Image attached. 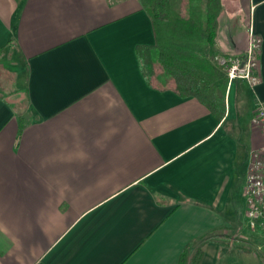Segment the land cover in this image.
<instances>
[{
	"label": "crops",
	"instance_id": "crops-1",
	"mask_svg": "<svg viewBox=\"0 0 264 264\" xmlns=\"http://www.w3.org/2000/svg\"><path fill=\"white\" fill-rule=\"evenodd\" d=\"M221 2L216 46L242 53L251 26L261 80L227 83L219 117L146 81L136 47L155 35L139 0H0V60L25 78L0 89V264H177L188 242L233 229L262 143L264 0Z\"/></svg>",
	"mask_w": 264,
	"mask_h": 264
},
{
	"label": "trees",
	"instance_id": "trees-1",
	"mask_svg": "<svg viewBox=\"0 0 264 264\" xmlns=\"http://www.w3.org/2000/svg\"><path fill=\"white\" fill-rule=\"evenodd\" d=\"M148 13L155 42L138 45L136 54L146 81L157 89L194 96L214 115L225 110L227 77L216 58L221 0H139ZM213 230L184 245L177 264H201Z\"/></svg>",
	"mask_w": 264,
	"mask_h": 264
},
{
	"label": "built area",
	"instance_id": "built-area-1",
	"mask_svg": "<svg viewBox=\"0 0 264 264\" xmlns=\"http://www.w3.org/2000/svg\"><path fill=\"white\" fill-rule=\"evenodd\" d=\"M246 31L245 50L242 53L219 54L216 61L223 68L228 83L234 78H243L254 86L261 80L258 63L260 38L251 26ZM250 121L260 130L262 143L249 152L243 187L245 217L248 226L260 239L258 248H264V100H256Z\"/></svg>",
	"mask_w": 264,
	"mask_h": 264
},
{
	"label": "rangeland",
	"instance_id": "rangeland-1",
	"mask_svg": "<svg viewBox=\"0 0 264 264\" xmlns=\"http://www.w3.org/2000/svg\"><path fill=\"white\" fill-rule=\"evenodd\" d=\"M220 18L224 21L230 19L227 12H222ZM220 37L222 39L219 31L218 39ZM16 59L15 56L8 55L0 60V66L4 71V76L0 79V89L3 93L24 85V68L22 64L16 63ZM233 212L229 224L233 229L225 232H221L220 228L213 229L215 239L222 240L226 245L221 246L218 264H264V248H258L260 239L247 224L243 192H238L237 208Z\"/></svg>",
	"mask_w": 264,
	"mask_h": 264
},
{
	"label": "water",
	"instance_id": "water-1",
	"mask_svg": "<svg viewBox=\"0 0 264 264\" xmlns=\"http://www.w3.org/2000/svg\"><path fill=\"white\" fill-rule=\"evenodd\" d=\"M8 98L12 100L22 101V95L20 92H13L8 96Z\"/></svg>",
	"mask_w": 264,
	"mask_h": 264
}]
</instances>
